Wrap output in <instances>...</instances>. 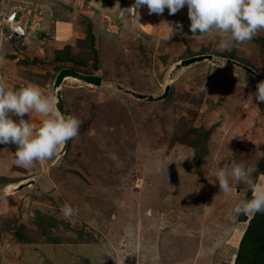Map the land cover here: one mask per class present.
I'll return each mask as SVG.
<instances>
[{
  "label": "rangeland",
  "instance_id": "374dc122",
  "mask_svg": "<svg viewBox=\"0 0 264 264\" xmlns=\"http://www.w3.org/2000/svg\"><path fill=\"white\" fill-rule=\"evenodd\" d=\"M133 4L0 0V30L16 7L39 43L35 54L22 49L15 60L5 54L10 39L0 40L7 88L32 84L55 93L60 69L84 73L89 31L115 74H96L100 85L64 78L65 115L81 125L52 159L21 167L16 146L0 145V264H234L246 221L233 209L251 192L231 177L233 164L255 169L251 178L264 184V173L255 174L264 169V104L252 99L264 80V30L223 50L214 31H189L186 6L157 15L146 6L136 13ZM66 21L73 29L67 37L68 28L54 30ZM208 53L211 59L172 72L179 60ZM166 84L164 99L136 95L155 97ZM25 118L42 119L35 112ZM219 168L229 173L228 193L216 181ZM65 204L75 210L70 218Z\"/></svg>",
  "mask_w": 264,
  "mask_h": 264
},
{
  "label": "clouds",
  "instance_id": "9594fccd",
  "mask_svg": "<svg viewBox=\"0 0 264 264\" xmlns=\"http://www.w3.org/2000/svg\"><path fill=\"white\" fill-rule=\"evenodd\" d=\"M141 6H146L149 14L157 15H162L165 9L169 15H175L186 6L189 31L192 34L214 31L220 38L218 47L223 50H230L234 43L251 41L260 30H264V0H135L132 5L135 11ZM169 27L173 29L170 24ZM253 97L257 106L264 104V80L256 84ZM57 105L55 93L44 94L32 84L9 89L0 81V145L16 146L14 156L18 166L27 168L37 161L52 159L78 135L81 121L75 116L64 115ZM32 112L42 117L38 124L25 118ZM254 171L239 163H234L231 168V177L248 184L251 192V199H245L234 207L237 216L264 213V184H258L251 178ZM215 175L220 192L228 193L229 173L219 168ZM61 211L65 218H70L75 212L68 204Z\"/></svg>",
  "mask_w": 264,
  "mask_h": 264
},
{
  "label": "trees",
  "instance_id": "16d2710c",
  "mask_svg": "<svg viewBox=\"0 0 264 264\" xmlns=\"http://www.w3.org/2000/svg\"><path fill=\"white\" fill-rule=\"evenodd\" d=\"M134 2L135 0H132V3ZM118 15L120 16V13ZM123 25H126V24L124 23ZM88 26L89 28L93 27L92 23H89ZM125 29H126V26H125ZM88 36L89 38L87 37L88 38L87 40H86V37L84 38L85 48H86L85 51H87L88 56H89L88 60L79 62L81 67L85 68L83 69V72L84 73L95 72V74H101L104 77H108L109 64H107V62L105 63L104 61V58L106 57V55L103 56L104 50L96 47L95 45L96 37L93 32L89 31ZM126 44L128 43L126 42ZM127 46H130V44L126 45L124 47V50L126 49ZM99 52H102L101 55ZM222 56L224 57L226 55L222 54ZM96 70H101V71L97 72ZM109 74L111 73L109 72ZM111 75L115 76V74H111ZM254 75H256V73ZM121 78H122L121 79L122 83L121 82L119 83L122 84V87H127V81L125 80V78L123 79V76H121ZM253 89L254 87L250 86V87H247L245 90L253 91ZM11 149L12 151L15 150L12 147ZM261 170L262 171H260L259 168H256L255 174H263L264 169H261ZM240 218L242 221L245 220L246 224H245V227L243 228V232L239 240V245H238L237 253L235 256L234 264H264V213L258 212L254 216H249V217L242 215Z\"/></svg>",
  "mask_w": 264,
  "mask_h": 264
},
{
  "label": "water",
  "instance_id": "95a60500",
  "mask_svg": "<svg viewBox=\"0 0 264 264\" xmlns=\"http://www.w3.org/2000/svg\"><path fill=\"white\" fill-rule=\"evenodd\" d=\"M212 57H213V55L208 53V54L192 55L190 57L181 59L175 63V65L172 68V72L179 70V69H181L187 65H190L192 63L203 61L204 59H211ZM239 65L241 67H243L246 71L255 74V71L252 68H250L244 64H241V63H239ZM66 77L77 78L80 81H83V82L88 83V84H93V85H100L102 82V78L96 74L82 73V72H79V71L74 70L73 68H69V67H65V68L60 69V71L56 75L55 81L53 83V88H54L55 94H56L57 99H58L57 107L64 115H65V109H64V105H63V102L61 99L59 86L61 85L64 78H66ZM170 77H171V75H170ZM169 89H170V85L166 84L163 92L160 95H157L155 97L151 94L146 95V94L136 93V95L139 98H144V99H147L150 101H156V100H161V99L166 98L168 96ZM31 181H33V180H30V182ZM26 184H28V181H26Z\"/></svg>",
  "mask_w": 264,
  "mask_h": 264
},
{
  "label": "crops",
  "instance_id": "0c3cea01",
  "mask_svg": "<svg viewBox=\"0 0 264 264\" xmlns=\"http://www.w3.org/2000/svg\"><path fill=\"white\" fill-rule=\"evenodd\" d=\"M44 13H45V11H44ZM60 21L61 20H58V23H60ZM66 22H64L63 25H61L60 27H59V25H56L57 23L55 24L56 26H55L54 30L57 32V34H58L59 29L62 32H64V31L66 32V30L68 28L69 31H67V33L71 32L73 30V29H71V27H69L70 22H68V21H66ZM36 34H37V32L33 31V33H30L25 37H16V36L10 37L6 33H4L1 29L0 30V40H2V43H6L7 40L10 39L9 43H6L8 53H5V54L8 55L10 53V54H12V56L14 54H16V56H17V54L19 55V52H24V51H21L22 49L26 50V53H28V54H31L32 52L35 54V50H37L36 47L39 44L37 41L38 37ZM69 35H70V33L67 34L66 37ZM5 58H6V60L8 59L7 56ZM17 58H18V56L14 57L15 60H17Z\"/></svg>",
  "mask_w": 264,
  "mask_h": 264
},
{
  "label": "built area",
  "instance_id": "2783aa9c",
  "mask_svg": "<svg viewBox=\"0 0 264 264\" xmlns=\"http://www.w3.org/2000/svg\"><path fill=\"white\" fill-rule=\"evenodd\" d=\"M24 16H26L25 13L15 7L6 11L2 18V27L8 36H25L27 32L34 31L32 25H27Z\"/></svg>",
  "mask_w": 264,
  "mask_h": 264
}]
</instances>
